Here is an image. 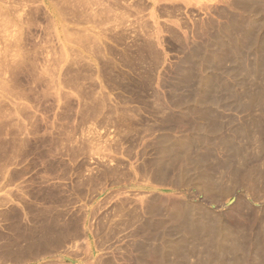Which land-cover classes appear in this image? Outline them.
Returning a JSON list of instances; mask_svg holds the SVG:
<instances>
[{"label":"rangeland","instance_id":"1","mask_svg":"<svg viewBox=\"0 0 264 264\" xmlns=\"http://www.w3.org/2000/svg\"><path fill=\"white\" fill-rule=\"evenodd\" d=\"M242 1L237 6V0H0V264H164L149 251L150 244L165 245L158 236L172 227L166 210L182 197L224 213L238 231L260 229L253 234L262 240L253 242L262 254L264 1ZM236 57L249 67L238 76H222V83L232 84V95L226 96L239 94L235 102L225 101L210 80L205 84L212 69L200 62L221 59L226 72ZM248 62H257L253 76L246 75ZM202 94L221 98L216 105L211 96L200 103L205 105L200 109L212 111L211 124L193 106V98L201 100ZM250 96L260 97L259 106L248 111ZM215 123L229 135L248 125L251 137L237 138L241 155L233 168L243 162L250 163L248 169L255 166L251 186L246 181V188H234L229 177L221 179L226 171L216 154L222 150L207 130ZM165 137L188 145L194 139V156H207L204 163L211 169L199 173L181 161L160 183L154 177L159 162L170 161L166 144L177 145ZM192 178L204 181L198 185ZM212 186L219 196L225 192L223 198L235 190L222 200ZM153 205L160 215L148 214ZM231 257L223 254L211 264H233Z\"/></svg>","mask_w":264,"mask_h":264},{"label":"bare ground","instance_id":"2","mask_svg":"<svg viewBox=\"0 0 264 264\" xmlns=\"http://www.w3.org/2000/svg\"><path fill=\"white\" fill-rule=\"evenodd\" d=\"M238 2H237V6H239V0H237ZM240 1H242V0H240ZM252 1V0H251ZM255 1V0H254ZM264 1V0H263ZM243 2V1H242ZM247 2H248V0H247ZM256 2V1H255ZM255 2H250V3H254V6H255ZM260 2V1H259ZM261 3H263V2H261ZM236 4V3H235ZM245 4V3H244ZM243 3H242V5H244ZM246 4H248V3H246ZM250 5V4H249ZM261 5V4H260ZM259 5V6H260ZM263 5V4H262ZM251 6V5H250ZM249 6V7H250ZM256 6H257V3H256ZM264 6V5H263ZM243 7V6H242ZM245 7V6H244ZM243 7V8H244ZM246 7H248V6H246ZM252 7V6H251ZM258 7V6H257ZM254 8V7H253ZM238 24V23H237ZM254 25V24H253ZM256 26V25H255ZM253 27V26H252ZM248 28V27H247ZM257 28V27H256ZM223 29H225V28H223ZM222 29V30H223ZM220 30H221V28H220ZM222 30L220 31V32H222ZM225 31V30H224ZM248 31V30H247ZM246 31V32H247ZM251 32V31H250ZM219 34V33H218ZM222 34V33H221ZM250 34V33H249ZM248 34V36H250ZM220 35V34H219ZM234 55V57H235V54H233ZM233 57V56H232ZM237 57H239V56H237ZM232 58L233 59V62H232V60H230L231 62H232V64L231 65H233V67L231 68V70L230 71H226V72H222V70H221V67L223 68V64H222V60L220 59V61L219 60H217V61H214V62H210V61H208L207 60V62H205V60H201V62L200 63H205V66H206V69L205 70H207V71H209L208 69L210 68V70H211V74L209 75V74H207L208 76L205 78V81L207 80V82H209L208 80H210V82H211V89L214 91V92H218L219 93V91H221V93H224L225 94V92H227V93H231L230 91H231V85L229 84V83H225V81L222 83V76L224 77L226 74H228V75H230V77L231 76H233V77H235V75L236 76H238L237 74H239L240 72H242L241 70H243L244 68H248V67H245V66H247V65H245V64H243L242 62H241V58ZM229 58H231V57H229ZM245 60V59H244ZM243 60V61H244ZM204 61V62H203ZM227 61H228V59H227ZM230 61H228V62H230ZM246 62H247V60H245ZM227 62V63H228ZM230 62V63H231ZM245 62V63H246ZM223 63H224V61H223ZM226 63V64H227ZM257 63V62H256ZM256 63L254 64L255 66H256ZM248 65H251V64H249V62H248ZM258 65V67L261 65H259V64H257ZM253 65H251L250 66V70L248 69L247 70V72H248V74H246V75H248L249 76V74L251 73V75L253 76V74H252V72H256L257 70H255V66H253L254 67V69L252 68V71H251V67H252ZM227 67V66H226ZM229 67V66H228ZM244 67V68H243ZM229 68V69H230ZM262 67L260 66V69H261ZM224 69V68H223ZM245 70V69H244ZM254 70V71H253ZM259 70V69H258ZM206 72V71H205ZM245 71H243V73H244ZM203 73V72H202ZM242 73V75H244ZM259 73V72H258ZM255 75V74H254ZM251 76V77H252ZM232 77V79H234ZM247 77V76H246ZM255 77V76H254ZM256 78V77H255ZM203 79V78H202ZM201 79V80H202ZM225 79V78H224ZM239 79H240V77H239ZM241 79H242V77H241ZM198 80V79H197ZM234 80H237V79H234ZM247 80V79H246ZM200 81V80H199ZM204 81V80H203ZM240 81V80H239ZM238 81V82H239ZM202 81H200V83H201ZM210 82H209V84L208 83H206L205 82V84L206 85H210ZM235 82V81H234ZM256 82V81H255ZM190 82H189V80H188V84H189ZM236 83V82H235ZM239 83H241V82H239ZM246 83V82H245ZM244 83V84H245ZM247 83H248V81H247ZM202 84H203V82H202ZM242 84V83H241ZM191 85V84H190ZM204 85V84H203ZM236 85V84H235ZM240 86V85H239ZM201 87V86H200ZM203 87V86H202ZM204 87H205V85H204ZM203 87V88H204ZM206 87H209V86H206ZM247 87V86H246ZM245 88V87H244ZM234 89V88H233ZM232 89V90H233ZM235 89H236V87H235ZM246 89V88H245ZM264 89V88H263ZM200 90H201V88H200ZM261 90H262V88H261ZM202 91H204V90H202ZM206 91H211V90H209V88H208V90H206ZM224 91V92H223ZM193 92V91H192ZM205 92V91H204ZM213 92V93H214ZM246 92V91H245ZM244 92V93H245ZM248 92V91H247ZM194 93V92H193ZM207 93V92H206ZM262 93H263V91H262ZM233 94H234V96H235V94H236V92L234 93L233 92ZM238 94V93H237ZM236 94V95H237ZM207 95V94H206ZM206 95H200L201 96V100H199V99H195L194 100V98H193V106H194V109L197 111V112H200V114H201V117L204 119V120H210V121H212V119L208 116V115H210L211 113H209V111L206 109V107H205V109L206 110H202V109H200V107L199 106H203L204 105V103H203V105L202 104H200L202 101H207L208 100V98H210V96L212 97L213 95H210V94H208V96H206ZM227 94H225L222 98H223V100H225V101H229V99H233L234 101H232V102H235V98H237V97H239V94L237 95V96H235V98H230V95H228V96H226ZM231 95H232V93H231ZM245 95H247V94H245ZM191 96V95H190ZM227 98H226V97ZM249 96V95H248ZM263 96H264V93H263ZM192 97H195L194 96V94L192 95ZM191 97V98H192ZM225 97V98H224ZM229 97V98H228ZM247 97V96H246ZM246 97H245V99H246ZM252 96H250V98H251ZM243 98H244V96H243ZM250 98H249V102L246 104V105H244L245 106V108L249 111V110H252V107H254L253 105H255V106H257L258 105V102L259 101H257L256 99L258 98H256V99H252L251 98V100H250ZM260 98V97H259ZM258 98V99H259ZM262 98V97H261ZM239 99H241V98H238V100H236V101H238V102H241ZM248 99V98H247ZM221 98L220 99H218L217 97L216 98H214V97H212L211 98V103H213V104H220V103H222L221 101ZM231 100H230V102H231ZM263 100H264V98H263ZM263 100H260L261 102L263 101ZM220 102V103H219ZM230 102H228V105H231L230 104ZM208 103V102H207ZM210 103V102H209ZM206 104V103H205ZM237 104V103H236ZM260 104V103H259ZM225 105L226 106H228L226 103H225ZM233 105V108H234V103L232 104ZM241 105V104H240ZM205 106V105H204ZM225 106V107H226ZM243 106V105H242ZM259 106V105H258ZM258 106H257V108H258ZM239 107V106H238ZM260 107H262V103L260 104ZM242 109H243V107H241ZM244 108V109H245ZM203 109H204V107H203ZM211 109V108H210ZM237 109V108H236ZM246 110V111H247ZM215 111V110H214ZM210 112H212V111H210ZM215 113H217V112H215ZM251 113V112H250ZM214 114V112L212 113V115ZM212 115H211V117H212ZM215 115V114H214ZM217 115V114H216ZM213 118H215L214 116H213ZM254 121H255V126H257L256 125V121H257V119H253ZM208 122L209 124H211V122ZM253 121V122H254ZM215 122V121H214ZM214 122H212V123H214ZM217 123V122H216ZM212 124L213 125V128L212 127H210V128H207V130H209L210 131V133L214 136V137H217L216 138V140H218L219 141V143H218V146L216 145V144H214V147H217V150L219 151L220 149L222 150V151H225L226 153H227V155H226V158L227 159H222V157L220 156V155H223L222 153V151H220V152H218L219 153V155L218 154H216V157H218V160L220 161V163H219V166H220V168L222 169V170H224V171H226L225 173L223 172V178H221L222 180L224 179V178H228V179H231V181L230 180H228V179H226V180H228V181H230V183L233 181L235 184H233V186L234 185H236V186H234V188L236 187H238L237 185H241L242 184V187L244 186L245 188L249 185L248 183H249V180H250V182L252 181L250 178H252L251 176L253 175V173L255 172V170H253L254 168L255 169H257L255 166L254 167H252L253 169H251V168H247L248 166H249V164H248V162L246 163H244L243 162V164L241 165V166H239V167H236V168H233V162L236 160V157L238 156H240L239 155V147H240V144H238V142H237V138L238 137H241V136H243L244 138H248V139H250L249 137H251V135H250V133L252 134V132H250L249 133V131H247L248 130V128H247V130H246V127L248 126H246L245 128H243V126H242V128H239V130H237L236 128H235V130L236 131H234V134L233 135H229V133H224L225 131H223L221 128V126H219V127H221V128H218V126H217V124ZM258 124H259V122H258ZM263 124V123H262ZM209 126V125H208ZM241 126V125H240ZM250 126V125H249ZM252 126V125H251ZM254 128V127H253ZM256 128V127H255ZM257 128H258V126H257ZM175 129V128H174ZM174 129H171V132L172 131H174ZM182 129V128H181ZM226 129V128H225ZM250 129V128H249ZM260 129V128H259ZM179 130V129H178ZM201 130V129H200ZM257 130V129H256ZM262 130V129H261ZM169 131V130H168ZM176 131V130H175ZM181 131V130H180ZM196 131H198V129L196 130ZM204 131V130H203ZM233 131V130H232ZM250 131H251V129H250ZM202 132V131H201ZM207 132V131H206ZM182 133V132H181ZM187 133V132H186ZM263 133V132H262ZM168 134H170V133H168ZM205 134V133H204ZM250 136H249V135ZM174 135V134H173ZM185 135V134H184ZM192 135H194V134H192ZM197 135V134H196ZM262 135V134H261ZM167 136V135H166ZM172 136V135H171ZM212 136V137H213ZM252 136H254V135H252ZM178 137V136H177ZM188 137V136H187ZM190 137V136H189ZM194 137V136H193ZM205 137H207V135L205 136ZM214 137H213V139H214ZM167 140L170 138H167V137H165ZM165 138H164V140H165ZM176 138V137H175ZM174 138V139H175ZM184 138H186L185 136H183V138L182 139H184ZM203 138V136L200 138V139H202ZM254 138V137H253ZM258 138V137H257ZM181 138H179V140H180ZM198 139V138H197ZM247 139V140H248ZM159 140V139H158ZM161 140V139H160ZM164 140H161V141H164ZM169 140H171V139H169ZM173 140V139H172ZM171 140V141H172ZM186 140H188V139H186ZM190 141L191 140H193L192 142V144L193 145H191V143L188 145V141H186L185 142V144H184V142L183 141H181L180 143H182V145L179 143L178 144V141H175V140H173L172 142H176L177 143V145L176 146H174V147H177V148H174V147H171V146H169L168 144L170 143V141H169V143L168 144H166L167 143V141H166V143H164V144H166L167 146H168V148H167V150L165 151V153L167 154V155H169L170 156V161H168L167 163H165L166 161H164V159L165 160H167V158L165 157H163L164 159H163V161L162 162H159L160 163V166H161V168H160V174H158L157 173V177H156V175H155V177L154 178H157L158 179V176H159V181L162 179V180H165V177H167L166 175H168L169 174V171H170V168L172 169V168H174V165L176 164V163H178V162H181V161H183L184 163L185 162H187V163H190V165H191V167L193 166V169L195 168V170H197L199 173H200V170L203 168V167H206L207 169H208V166H209V164L208 165H206L207 164V162H206V164L204 163L205 161H207L206 160V158H207V156H206V158H205V156H203V158H205L204 159V161L202 160L203 158H201V160H199V159H197L196 158V155L194 156V154H196V152H197V150H193V147L192 146H195L194 145V139H189ZM196 140V139H195ZM212 140V139H211ZM215 140V139H214ZM257 140V139H256ZM262 141V140H261ZM198 142V141H197ZM215 142H217V141H214V143ZM250 142V141H249ZM254 142V141H253ZM260 142V141H259ZM251 143V142H250ZM256 143V142H255ZM196 144V143H195ZM198 145L200 144L199 142L197 143ZM253 144V143H252ZM216 145V146H215ZM173 146V145H172ZM197 146V145H196ZM200 146V145H199ZM198 146V147H199ZM239 146V147H238ZM253 146V145H252ZM255 146V145H254ZM242 147V146H241ZM200 148V147H199ZM218 148H220V149H218ZM249 148V147H248ZM195 149H196V147H195ZM214 149V148H213ZM212 149V150H213ZM175 150L177 151V150H179V152H175ZM242 150V149H241ZM240 150V151H241ZM162 151V150H161ZM160 151V152H161ZM194 151H196V152H194ZM214 151H216V149L214 150ZM163 152V151H162ZM204 152V151H203ZM207 152V151H206ZM222 152V153H221ZM225 152H224V154H225ZM242 152V151H241ZM244 153H246L245 151H243ZM247 152H248V150H247ZM198 153H199V151H198ZM221 153V154H220ZM252 153V152H251ZM166 154H164V155H166ZM207 154H208V152H207ZM160 155V154H159ZM162 155H163V153H162ZM199 156H201L200 155V153L198 154ZM197 155V156H198ZM203 155H206V154H203ZM242 155H243V153H242ZM248 156H249V154H248ZM251 156V155H250ZM253 156V155H252ZM159 157V156H158ZM158 157H157V160H158ZM168 157V156H167ZM216 157H215V159H216ZM221 157V158H220ZM247 157V156H246ZM160 158V157H159ZM198 158H200V157H198ZM214 158V157H213ZM223 158H225V157H223ZM244 158V157H243ZM253 158H254V156H253ZM247 159V158H246ZM250 159V158H249ZM156 160V161H157ZM162 160V159H161ZM208 160H209V158H208ZM264 160V159H263ZM156 161H154V163L156 162ZM160 161V160H159ZM213 161L214 160H212V164H213ZM239 161V160H238ZM246 161V160H245ZM248 161V160H247ZM256 161V160H255ZM208 162H211L210 160L208 161ZM237 162V160L235 161V163ZM250 162V161H249ZM165 163V164H164ZM155 164H157V162L155 163ZM182 164V163H181ZM211 164V163H210ZM211 164V165H212ZM254 164V163H253ZM257 164V163H256ZM154 165V164H153ZM158 165V164H157ZM157 165H154V167L155 166H157ZM188 164H186L185 165V167H188L187 166ZM240 165V164H239ZM248 165V166H247ZM177 166V165H176ZM184 166V165H183ZM214 166H215V164H214ZM213 166V167H214ZM178 167H181V166H177V168ZM190 167V166H189ZM211 167V166H210ZM209 167V169H211ZM212 167V168H213ZM156 168V167H155ZM214 168H216V167H214ZM213 168V170L214 171H216L215 169ZM218 168V169H217ZM217 171H219V167L217 166ZM245 168H247V169H245ZM260 168V167H259ZM174 169H176V167L174 168ZM203 169H205V168H203ZM208 169V170H209ZM244 169H245V171H244ZM156 169H154V171H155ZM159 170V169H158ZM181 170V169H180ZM186 170V169H185ZM188 170V172L190 171V169H187ZM186 170V171H187ZM227 170H228V174H226L227 173ZM244 172H243V171ZM179 171V170H178ZM205 171V170H204ZM204 171L202 172L201 171V173H204ZM214 171H212V172H214ZM216 171V172H217ZM254 171V172H253ZM260 171V170H259ZM258 170L256 171L257 172V175L259 174L258 172H259ZM261 171H262V169H261ZM156 172H158L157 170H156ZM170 172H172V171H170ZM180 172V171H179ZM187 172V173H188ZM192 172V171H191ZM211 172V171H210ZM263 172V171H262ZM154 174H155V172H153ZM181 173V172H180ZM179 173V174H180ZM186 173V172H185ZM186 173V174H187ZM219 173V175H221L220 173L221 172H218ZM218 173H216V175L218 174ZM261 173V172H260ZM153 174V175H154ZM189 174V173H188ZM196 174H198V173H196ZM212 174H215V173H212ZM211 174V175H212ZM256 174V173H255ZM262 174V173H261ZM171 175V174H170ZM170 175H169V177H170ZM185 175V174H184ZM200 175V174H199ZM202 176H199L200 178L201 177H205V175L204 174H201ZM208 175H209V173H208ZM256 175V176H257ZM191 176V175H190ZM195 175H193V176H191V177H193L194 179H195V181H196V179L197 178H199L198 176H196V178L194 177ZM206 176H207V174H206ZM213 176V175H212ZM211 176V177H212ZM264 176V175H263ZM263 176L261 177V178H263ZM178 177H180V176H178ZM177 177V178H178ZM187 177H188V175H187ZM214 177H215V175H214ZM222 177V176H221ZM254 177V176H253ZM190 178V177H189ZM193 178H192V180L191 181H193ZM208 178H209V176H208ZM256 180L258 179V178H256V177H254ZM191 179V178H190ZM190 179H187L186 178V180H189L188 182L190 183ZM212 179H213V177H212ZM221 179H220V181H221ZM254 179V180H255ZM156 180V179H155ZM166 180H167V178H166ZM165 180V181H166ZM202 180V179H201ZM253 180V181H254ZM159 181H154V182H156V183H159ZM195 181H193L194 183H196V184H198L197 182H199V180L197 181V182H195ZM204 180H202L201 182H203ZM217 180H215V182H214V184H216L217 182H216ZM228 181H226V183L228 182ZM247 181V182H246ZM186 182V181H185ZM187 182V183H188ZM201 182H199V183H201ZM223 182V181H222ZM225 182V181H224ZM232 182V183H233ZM245 182L248 184V185H246L245 186ZM257 182H258V180H257ZM261 182V181H260ZM264 182V181H263ZM262 182V183H263ZM160 183H161V181H160ZM186 183V185H188ZM213 183V182H212ZM212 183H210L211 185H212ZM221 183V182H220ZM226 183H223V185L225 184V186L227 185ZM232 183H231V186H232ZM191 184V183H190ZM213 184V185H214ZM218 184V183H217ZM253 184H255L256 185V183H253ZM166 185V184H165ZM180 185V184H179ZM178 185V186H179ZM199 185V184H198ZM197 185V186H198ZM254 185V187H256ZM258 185V184H257ZM189 187L191 186V185H188ZM187 186V187H188ZM194 186H196L195 184H194ZM200 186H201V184H200ZM199 186V187H200ZM216 186V185H215ZM225 186H222L223 188H224V190L226 191V189H225ZM228 186H229V184H228ZM232 186V187H233ZM249 186H251V185H249ZM262 186V185H261ZM263 186H264V184H263ZM182 187V186H181ZM257 187H259V186H257ZM256 187V188H257ZM173 188V187H172ZM193 188V187H192ZM198 188V187H197ZM212 188H213V186H212ZM216 188H217V186H216ZM229 188H231L230 186H229ZM228 188V189H229ZM233 188V189H234ZM239 188V187H238ZM249 188V187H248ZM262 188H264V187H262ZM200 189V188H199ZM211 189V188H210ZM214 189V188H213ZM220 189V188H219ZM232 189V188H231ZM240 189V188H239ZM242 189V188H241ZM251 189H252V187H251ZM251 189L249 188V191H251ZM221 190H222V188H221ZM235 190V189H234ZM234 190H231V191H234ZM252 190H255V189H252ZM262 190V189H261ZM206 191H207V189H206ZM209 191V190H208ZM228 191H230V189L228 190ZM228 191H226V194H227V192ZM230 191V192H231ZM256 191V190H255ZM263 192H264V189L262 190ZM205 192V191H204ZM213 192H216V189H214V191ZM219 192V193H218ZM180 193V194H179ZM179 193H177V194H179V195H181V193L182 192H179ZM206 193V192H205ZM204 193V194H205ZM212 193V191L210 192V194ZM218 193V194H217ZM222 193V192H221ZM220 193V190H218L216 193H215V197L218 195L219 196V194H221ZM225 193V192H224ZM223 193V194H224ZM236 193V192H235ZM246 193V192H245ZM176 194V193H175ZM187 194V193H186ZM199 194V193H198ZM217 194V195H216ZM223 194H222V196H223ZM225 194V195H226ZM247 194H249V192L247 193ZM247 194H245V195H247ZM153 195V193L151 194V196ZM156 194H154V196H155ZM163 195H165V194H163ZM174 195V194H173ZM179 195H178V197H179ZM184 195V194H183ZM182 195V196H183ZM192 195V194H191ZM202 195V194H201ZM206 195V194H205ZM214 195V194H213ZM212 195V196H213ZM225 195H224V198H227V197H225ZM175 197H177V195H174ZM194 196V195H193ZM210 196V195H209ZM212 196H211V198H212ZM222 196H219V198H222V200L224 199ZM227 196V195H226ZM163 197V196H162ZM167 197V196H166ZM169 197H171V194H170V196ZM204 197V196H203ZM202 197V201H203V199L205 198H203ZM237 197V196H236ZM235 197V198H236ZM147 198H149V197H147ZM182 198H184V197H182ZM181 198V200H180V202H178L177 201V203L174 201V200H176V199H174L173 201L175 202V203H173L171 206L170 205H168V206H170V208H168L169 210H166L167 212H168V222H169V224L171 223L172 224V227H170V228H168V230H166L165 232H166V234H164V235H162V236H158V235H161V234H158V232H157V236L161 239V240H165L166 241V243H165V245L164 246H158V247H156V246H153L152 244H150L151 246H150V248H149V251H150V249H151V253L155 256V257H162V259H163V261H162V263H164V264H188V261H189V259L190 258H192V259H196L195 260V262L196 263H194V264H211V262L213 263L214 261H216L217 262V259L215 258V257H220L221 255H230V256H232L231 258H232V262H233V264H248L249 262H250V264H264V250H263V252H261L262 254H260V251L262 250V249H260V250H257L256 249V247H254V246H256L255 245V243L253 242L254 241V239H256L255 237H258L259 239H260V235L259 236H256V235H258L257 233L259 232L260 233V229H259V231L256 229V228H254V229H256L258 232L256 233H254L253 234V231H254V229H251V228H249V230H248V228H246L245 229V231H238L237 229H236V227L235 226H237V228H238V225H232L231 224V221H227V220H229V217H228V219H226V217H224V213L223 214H221V212L219 213V212H215V211H213L214 209H212V210H210V209H208V207H206V206H203V203H202V205L201 204H190L187 200L188 199H182ZM208 198V197H207ZM206 198V199H207ZM211 198H209L210 200H211ZM213 198H214V196H213ZM218 198V197H217ZM146 199V198H145ZM161 199H163V198H161ZM164 199L165 200H168V199H166L165 197H164ZM179 199V198H178ZM177 199V200H178ZM195 199V198H194ZM206 199H204V200H206ZM243 199V198H242ZM254 199V198H253ZM148 200H150V202H151V199H148ZM153 200V199H152ZM183 200H185V201H183ZM213 201H214V199H212ZM211 200V201H212ZM218 199H216L215 200V203H216V201H217ZM221 199H220V201H222ZM237 200V199H236ZM245 200V199H244ZM146 201V200H145ZM154 201H157V200H154ZM164 201V200H163ZM169 201V200H168ZM170 201H171V198H170ZM211 201L209 202V201H207V202H209V204H211ZM219 201V200H218ZM226 201V200H225ZM241 201V200H240ZM149 202V203H150ZM207 202H205V203H207ZM224 202V201H223ZM222 202V203H223ZM226 202H228V200L226 201ZM234 202V201H233ZM236 202V201H235ZM234 202V203H235ZM191 203H192V201H191ZM195 203V202H194ZM221 203V202H220ZM221 203V204H222ZM237 203H239L238 201H237ZM241 203V202H240ZM148 204V203H147ZM153 204H154V202H153ZM218 204V203H217ZM225 203H223V205H224ZM229 204V203H228ZM230 204H232V203H230ZM248 204V203H247ZM157 205V204H156ZM206 205V204H205ZM235 205H237V204H235ZM153 206H155V205H153ZM208 206V205H207ZM216 206V205H215ZM214 206V207H215ZM220 206V205H219ZM229 208H230V206L229 205H227ZM240 206H242V204L240 205ZM156 207V206H155ZM224 207V206H223ZM232 207H234V206H232ZM231 207V208H232ZM236 207V206H235ZM238 207H239V205H238ZM153 208V207H152ZM240 208H242V207H240ZM247 208V207H246ZM249 208V207H248ZM257 208V207H256ZM164 209H165V207H164ZM163 209V210H164ZM221 209H223L222 207H221ZM227 209V208H226ZM260 209V208H259ZM242 210V209H241ZM260 210H262V209H260ZM260 210H258L259 212H260ZM157 213L158 215H160L159 214V212H162L161 210H160V207L159 208H153L152 210H149V213L148 214H150V216L152 215L153 217L154 216H156V215H153V214H155V213ZM239 212V211H238ZM147 214V215H148ZM164 214H166V212H164ZM258 214H260V213H258ZM262 214H264V212L263 213H261V216H262ZM166 215V216H167ZM226 215H228V211L225 213V216ZM151 216V217H152ZM260 216V217H261ZM258 216L256 215V218H257ZM259 217V218H260ZM262 217H264V215L262 216ZM261 217V218H262ZM258 218V219H259ZM153 219V218H152ZM166 220V219H165ZM260 220V219H259ZM263 220H264V218H263ZM151 222V219L150 220H148L147 221V225H149V224H151L150 223ZM167 222V221H166ZM167 222V223H168ZM261 222H262V220H261ZM254 223H256V220H255V222ZM146 224V223H145ZM257 224V223H256ZM146 225V226H147ZM261 225V224H260ZM264 225V224H263ZM171 226V225H170ZM262 227H264V226H262ZM262 227H261V229H262ZM239 229V228H238ZM255 230V231H256ZM263 230V229H262ZM261 230V231H262ZM164 233V232H163ZM263 233V234H262ZM261 233V236L262 235H264V231ZM152 234V233H151ZM156 234V233H155ZM153 235L154 237L156 236V235ZM256 234V235H255ZM153 236H151V237H153ZM261 238H263V237H261ZM258 239V240H259ZM147 240V239H146ZM258 240H256V241H258ZM260 240H262V239H260ZM260 240H259V243H260ZM142 242H143V240H141ZM145 241V240H144ZM148 241H146V243H147ZM152 242V241H151ZM164 242V241H163ZM141 243V242H140ZM139 243V244H140ZM149 243H150V240H149ZM258 243V244H259ZM262 243V242H261ZM141 244H144V243H141ZM140 244V245H141ZM154 244V243H153ZM262 245V244H261ZM144 246H146V245H143V248L141 247V249H144ZM147 246H148V244H147ZM146 246V247H147ZM153 246V247H152ZM260 246V245H259ZM262 246H264V243H263V245ZM145 247V248H146ZM148 248V247H147ZM140 249V248H139ZM263 249H264V247H263ZM147 250V249H146ZM148 251V250H147ZM148 251V252H149ZM256 251H258L259 253H257ZM256 254H255V253ZM150 253V252H149ZM217 255H219V256H217ZM206 257V260H203L204 258ZM181 259L180 260V263L178 262L177 263V261L175 262V260H177V259ZM228 258H230V257H228ZM214 259V261H212ZM179 261V260H178ZM222 261H224L225 263H227V260L225 261V260H222ZM161 264V263H160ZM218 264H220V262L218 263Z\"/></svg>","mask_w":264,"mask_h":264}]
</instances>
